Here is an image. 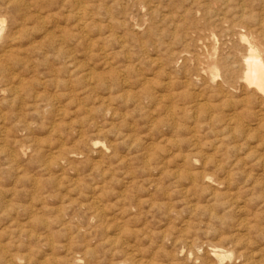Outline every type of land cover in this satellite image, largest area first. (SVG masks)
Returning <instances> with one entry per match:
<instances>
[{
  "label": "rangeland",
  "instance_id": "obj_1",
  "mask_svg": "<svg viewBox=\"0 0 264 264\" xmlns=\"http://www.w3.org/2000/svg\"><path fill=\"white\" fill-rule=\"evenodd\" d=\"M12 1L0 264H263L264 95L243 61L264 1L82 0L83 30L69 0Z\"/></svg>",
  "mask_w": 264,
  "mask_h": 264
},
{
  "label": "bare ground",
  "instance_id": "obj_2",
  "mask_svg": "<svg viewBox=\"0 0 264 264\" xmlns=\"http://www.w3.org/2000/svg\"><path fill=\"white\" fill-rule=\"evenodd\" d=\"M10 1H12V0H10ZM63 1H66V0H62V5L63 4H65V3H63ZM192 1V0H191ZM264 1V0H263ZM13 2V1H12ZM67 2H70V5H71V10H73L74 11V18H75V23H76V25H74V26H77L78 28H80L81 30H83V28L85 27L84 25L86 24V23H83L82 21H84V16H85V10H86V7L84 6V5H82L83 4V1L82 0H69V1H67ZM231 2H234V1H231ZM231 2H228V3H231ZM242 2H245L244 0L242 1ZM246 2H247V0H246ZM29 3V2H28ZM195 3V2H194ZM193 3V4H194ZM206 3H207V1H206ZM205 3V4H206ZM263 3V2H262ZM223 4V3H222ZM221 4V5H222ZM232 4V3H231ZM231 4H230V6H231ZM234 4V3H233ZM244 5L246 4V3H243ZM243 4L241 3V5H242V7H243ZM251 4V3H250ZM61 5V6H62ZM216 5V4H215ZM236 5V4H235ZM66 7V6H65ZM208 7H209V5H208ZM221 7V6H220ZM193 8H195L194 6H193ZM216 8V7H215ZM244 8V7H243ZM246 8V7H245ZM256 8V7H255ZM258 8H260V7H258ZM153 9V8H152ZM217 9V8H216ZM232 9V8H231ZM238 9V8H237ZM146 10V9H145ZM200 9H198V11H199ZM203 10V9H202ZM151 11V10H150ZM231 11V10H230ZM229 11V12H230ZM239 11V10H238ZM253 11V10H252ZM201 12V11H200ZM245 12V11H244ZM40 13V12H39ZM217 13H220V12H217ZM262 13V15H263V12H261ZM188 14V13H187ZM231 14V13H230ZM255 14H257V13H255ZM259 14V13H258ZM213 15H215V14H213ZM226 15V14H225ZM187 16H189V14L187 15ZM201 16H202V12H201ZM217 18H220L219 17V15L217 14ZM222 16V15H221ZM228 16H230V15H228ZM242 16H243V14H242ZM255 16V15H254ZM264 16V15H263ZM174 17V16H173ZM182 17H183V15H182ZM215 17V16H214ZM244 17V16H243ZM169 18H170V16H169ZM198 18V17H197ZM201 18V17H200ZM224 18H225V16H224ZM205 20H206V18H204ZM236 19H237V17H236ZM236 19H235V21H236ZM241 19H244V18H241ZM248 19V18H247ZM42 20V19H41ZM150 20H151V18H150ZM217 20V19H216ZM220 20V19H219ZM222 20V19H221ZM264 20V19H263ZM262 20V21H263ZM168 21H169V19H168ZM98 22V21H97ZM215 22V21H214ZM218 22V21H217ZM130 23V22H129ZM205 23H207V22H205ZM204 23V24H205ZM264 23V22H263ZM156 24V23H155ZM213 24V23H212ZM250 24H252V23H250ZM1 25V24H0ZM46 25V24H45ZM202 25V24H201ZM262 25V24H261ZM176 26V25H175ZM197 26V25H196ZM200 26V25H199ZM198 26V27H199ZM203 26V25H202ZM205 26V25H204ZM249 26V25H248ZM253 26V25H252ZM178 27V26H177ZM182 27H184L183 25H182ZM193 27H195V26H193ZM206 27H208V26H206ZM240 27V26H239ZM243 27V26H242ZM241 27V29H243ZM245 27V26H244ZM204 28V27H203ZM235 28V27H234ZM237 28V27H236ZM247 28V27H246ZM249 28V27H248ZM146 29V28H145ZM208 29V28H207ZM206 29V30H207ZM212 29V28H211ZM240 29V28H239ZM196 30H198V28H196ZM252 30V29H251ZM4 30H2V28H0V58L1 59H4V58H6V59H9V58H12L13 57V53H12V51H11V48H10V50L8 49H6V45L8 46V45H10L11 43H13L14 41H15V39H16V37L14 36V35H12V33L11 32H8V33H5V32H3ZM210 31V30H209ZM227 31V30H226ZM235 31V30H234ZM242 31V30H241ZM261 31H263V30H261ZM136 32V31H135ZM194 32V31H193ZM201 32V31H200ZM203 32V31H202ZM238 32V31H237ZM257 32V31H256ZM236 33V32H235ZM252 33V32H251ZM251 33H249L250 35H251ZM238 34V33H237ZM241 33H239V35H240ZM253 34V33H252ZM260 34V33H259ZM258 34V35H259ZM209 36H210V34H208ZM235 34L233 33V36H234ZM238 35V36H239ZM245 35H246V32H245ZM254 35V34H253ZM255 36V35H254ZM257 36V35H256ZM262 36V39H264V32H263V34L261 35ZM212 37V36H211ZM237 37V36H236ZM242 38H244L245 36H241ZM63 38V37H62ZM210 38V37H209ZM209 38H206V39H209ZM213 38V37H212ZM238 39H239V37H237ZM260 38V37H259ZM211 39V38H210ZM238 39H235V40H237L238 41ZM77 40V39H76ZM124 40V39H123ZM122 40V41H123ZM91 41H92V39H91ZM217 41V40H216ZM236 41V42H237ZM262 41V40H261ZM240 42V41H239ZM200 43V42H199ZM263 43V42H262ZM242 44V43H241ZM128 45V44H127ZM264 45V44H263ZM135 46V45H134ZM204 46V45H203ZM213 46V45H212ZM225 46H227V45H225ZM233 46V45H232ZM239 46V45H238ZM237 46V47H238ZM245 46V45H244ZM152 47V46H151ZM207 47V46H206ZM90 48V47H89ZM236 48V47H235ZM238 49V48H237ZM242 49V48H241ZM247 50H248V54L246 55V57L244 58V61H243V64H244V67H245V73H244V82H245V85H246V87L245 88H247V89H249L250 91L252 90V92H253V94L254 95H256V94H260V95H264V50H262L261 51V49H260V47L256 44V43H250L249 45H248V47H247ZM174 51V50H173ZM239 51V50H238ZM232 52V51H231ZM234 52H236V50L234 51ZM241 53V52H240ZM239 53V54H240ZM185 54V53H184ZM206 54V53H205ZM204 54V55H205ZM242 54V53H241ZM129 55V54H128ZM165 55V54H164ZM52 57V56H51ZM202 57H203V55H202ZM210 57V56H209ZM235 57V56H234ZM127 58V57H126ZM129 58V57H128ZM236 58V57H235ZM0 59V60H1ZM169 59V58H168ZM218 59V58H217ZM219 60V59H218ZM229 60V59H228ZM238 60H239V57H238ZM230 61H231V59H230ZM233 61H235V60H233ZM200 62V61H199ZM202 62V61H201ZM224 62V61H223ZM229 62V61H228ZM242 62V61H241ZM219 63V62H218ZM65 64V63H64ZM73 64V63H72ZM222 64V63H221ZM226 64H227V61H226ZM229 64V63H228ZM219 66H220V63L218 64ZM228 66V65H227ZM222 67V66H221ZM220 67V68H221ZM243 67V66H242ZM242 67H241V69H242ZM223 68V67H222ZM13 69V68H12ZM217 66L216 65H214V66H212V67H209V70L210 71H212V72H216L217 71ZM219 70V69H218ZM223 70V69H222ZM234 70V69H233ZM238 70V69H237ZM243 70V69H242ZM225 71V70H224ZM241 71V70H240ZM14 72V71H13ZM211 72V73H212ZM238 72V71H237ZM80 73V72H79ZM213 74V73H212ZM229 74V73H228ZM242 74V73H241ZM194 77V76H193ZM210 77V76H209ZM126 78V77H125ZM191 78V77H190ZM127 79V78H126ZM194 79V78H193ZM225 80V79H224ZM238 80V79H237ZM21 82V81H20ZM63 82V81H62ZM226 82V81H225ZM223 83H224V81H223ZM228 83H230V81L228 82ZM244 84V83H243ZM3 85V84H2ZM230 85V84H229ZM14 90H16V88L17 87H15L14 86ZM240 88V87H239ZM238 88V89H239ZM18 90H19V88H18ZM18 90H17V92H18ZM240 90H241V88H240ZM248 90V91H249ZM246 91V90H245ZM228 92V91H227ZM244 92V91H243ZM15 93H16V91H15ZM160 93H162V92H160ZM230 93V92H229ZM1 94V93H0ZM163 94V93H162ZM224 94V93H223ZM199 96V95H198ZM170 97V96H169ZM247 96H245V98H246ZM256 97V96H255ZM254 97V98H255ZM253 98V97H252ZM23 99V98H22ZM105 100V99H104ZM246 100V99H245ZM60 101V100H59ZM244 101V100H243ZM254 101L256 102V100L254 99ZM253 101V102H254ZM204 102V101H203ZM194 103V102H193ZM198 103V102H197ZM232 103V102H231ZM200 104V103H199ZM62 106V105H61ZM209 106V105H208ZM43 107V106H42ZM141 110V109H140ZM110 111V110H109ZM169 111V110H168ZM60 112V111H59ZM112 114V113H111ZM173 114V113H172ZM197 114V113H196ZM232 114V113H231ZM174 115V114H173ZM238 116V115H237ZM211 119V118H210ZM242 119V118H241ZM211 123V122H210ZM252 123V122H251ZM21 126V125H20ZM248 126V125H247ZM253 126V125H252ZM23 128V127H22ZM233 129V128H232ZM6 130V129H5ZM236 133V132H235ZM241 133V132H240ZM244 134V133H243ZM235 137V136H234ZM261 140V139H260ZM151 145V144H150ZM60 146H58V148H59ZM29 148V147H28ZM234 148V147H233ZM104 149V148H103ZM233 151V150H232ZM231 151V152H232ZM52 153V152H51ZM80 155V154H79ZM70 156V155H69ZM13 157V156H12ZM43 159V158H42ZM67 160V159H66ZM67 162V161H66ZM230 162V161H229ZM221 163V162H220ZM84 170V169H83ZM98 170V169H97ZM191 172V171H190ZM239 172V171H238ZM193 178V177H192ZM201 179V178H200ZM204 179V178H203ZM228 179V178H227ZM190 180H192V179H190ZM206 180H207V178H206ZM53 181V180H52ZM205 182V181H204ZM36 186V185H35ZM2 192V191H1ZM12 195V194H11ZM58 196V195H57ZM8 198V197H7ZM91 204L92 205H97V199H96V196H94L93 198H92V200H91ZM1 204V203H0ZM100 204V203H99ZM69 206V205H68ZM85 206V205H84ZM97 207V206H96ZM23 208V207H22ZM240 208V207H239ZM100 209V208H99ZM188 210V209H187ZM101 211V210H100ZM69 212V211H68ZM27 213V212H26ZM97 213H98V215H100V213L97 211ZM173 213V212H172ZM175 213V212H174ZM177 213V212H176ZM83 216V215H82ZM6 217V216H5ZM75 218V217H74ZM73 218V219H74ZM91 219V218H90ZM72 220V219H71ZM243 220H245V219H243ZM19 221V220H18ZM89 221V220H88ZM76 225V224H75ZM111 227V226H110ZM4 228V227H3ZM24 230H21V232H23ZM81 232V231H80ZM155 232V231H154ZM243 233V232H242ZM64 234V233H63ZM95 235V234H94ZM63 237V236H62ZM80 239V238H79ZM19 240V239H18ZM60 246V245H59ZM1 247V246H0ZM220 248V247H219ZM8 249V248H7ZM6 249V250H7ZM223 249V248H222ZM86 253L87 254H93V251L91 250V249H86ZM215 253H217V250H216V252ZM214 253V254H215ZM219 253V252H218ZM216 255V254H215ZM233 255V254H232ZM19 256V255H18ZM74 256V255H73ZM122 256V255H121ZM5 257V256H4ZM216 257H217V255H216ZM218 257H219V255H218ZM220 257H221V255H220ZM20 259V258H19ZM77 259V258H76ZM75 259V260H76ZM11 260V259H10ZM18 260V259H17ZM257 260V259H256ZM79 261V260H78ZM12 262V261H11ZM14 262V261H13ZM46 262V261H45ZM125 263V262H124ZM75 264H77V262L75 263ZM264 264V263H263Z\"/></svg>",
  "mask_w": 264,
  "mask_h": 264
}]
</instances>
